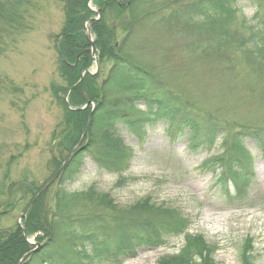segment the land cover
I'll return each mask as SVG.
<instances>
[{"label": "trees", "instance_id": "obj_1", "mask_svg": "<svg viewBox=\"0 0 264 264\" xmlns=\"http://www.w3.org/2000/svg\"><path fill=\"white\" fill-rule=\"evenodd\" d=\"M33 1L0 0V46L5 39L13 43L29 29L26 16H31ZM53 1L61 5L64 16L54 46L65 84L58 93L69 94L67 105L60 98L62 118L47 145L48 179L72 154L21 221L23 230L17 224L0 228V264H18L27 253L21 264H47L56 255L65 257L58 264H123L180 235L179 252L161 257L156 264H215L216 248L201 235L189 234L190 222L178 211L150 197L122 206L94 186L82 192H70L67 186L80 178L89 160L96 161L100 173L117 176V186L123 185L131 149L120 132L142 142L162 123L170 142L189 131L190 151H207L219 143L222 152L206 157L194 169L211 174L224 204H244L256 182L255 162L264 161V127L250 114L236 120L201 111L142 65L132 46L135 37L154 32L182 40L191 58L218 66L230 79L229 87L239 95L232 110L249 107L255 97L263 96L264 103V0H257L249 19L239 16V0H92V7L100 10L98 20L89 0ZM92 45L98 66L95 75L89 74L94 65ZM105 67L108 71L102 78ZM248 141L255 143L254 149L245 146ZM102 144L103 153L96 158ZM13 161L11 157L6 165L5 180ZM45 182L2 184L0 198L5 201L0 203V221L16 205L23 213ZM31 239L38 247L28 243ZM75 244L91 246L92 252L62 253ZM249 250L250 246L243 248L242 264H253Z\"/></svg>", "mask_w": 264, "mask_h": 264}, {"label": "rangeland", "instance_id": "obj_2", "mask_svg": "<svg viewBox=\"0 0 264 264\" xmlns=\"http://www.w3.org/2000/svg\"><path fill=\"white\" fill-rule=\"evenodd\" d=\"M256 2L239 0V16L251 18ZM30 11L31 16H26L29 29L13 43L5 39L0 46V80L3 83L0 86V186L13 180L39 186L48 179L46 164L50 154L47 145L62 118L60 98H64V102L66 98L58 93V88L65 84L57 70L54 50L56 36L64 22L62 7L53 0H35ZM186 44L154 32L135 37L132 48L142 65L150 67L170 89L201 111L236 120L250 114V118L264 127L263 96L250 100L249 107L232 110L239 95L235 88L229 87L230 79L218 66L191 58ZM94 69L95 65L90 72L94 73ZM107 71L108 67L103 68L102 78ZM52 88L56 97L52 95ZM120 136L131 149V159L123 174L125 183L117 186V176L97 172L96 161L89 160L78 181L67 186L68 191L82 192L94 186L100 192L109 193L122 206L150 197L156 204H164L190 221L188 233L201 235L216 248L215 264H242V250L248 246L252 248L248 252L251 262L264 264V161L257 159L255 162L256 182L248 200L242 205L231 206L219 199L211 174H199L194 169L206 157L222 152L219 143L207 151H190L189 131L184 130L177 142H170L162 123L150 130L141 143L126 132H120ZM245 146L254 149L255 143L248 141ZM103 148V144L99 146L96 158L101 157ZM11 157L14 161L10 165L9 179L5 180L6 165ZM4 201L5 198H0V203ZM21 209L16 205L4 215L0 228L16 224ZM30 242L34 243L32 239ZM74 246L62 253L92 252L91 246ZM182 246L183 235H180L123 264H156L163 256L177 254ZM63 260L64 255H56L48 264Z\"/></svg>", "mask_w": 264, "mask_h": 264}, {"label": "water", "instance_id": "obj_3", "mask_svg": "<svg viewBox=\"0 0 264 264\" xmlns=\"http://www.w3.org/2000/svg\"><path fill=\"white\" fill-rule=\"evenodd\" d=\"M92 0H89L88 2V5H90ZM98 16L100 15V11H96L95 12ZM91 56L94 57V47L92 46L91 48ZM81 143V141H80ZM79 143V144H80ZM78 144V145H79ZM75 150V149H74ZM69 160V157L67 158V160L62 164V166L59 168V170L45 183V185L42 187V189L40 190V192L37 194V196L34 198V200L30 203V205L28 206V208L25 210V212L23 214H21L18 218V221L17 223L20 224L21 220L26 216V214L28 213L29 209L31 208V206L33 205L34 201L46 190L48 189L52 183L55 181V179L57 178L59 172L62 170V168L66 165V163L68 162ZM23 230V229H22ZM29 254H26L25 256L22 257V259L18 262V264H21V262L23 260L26 259V257L28 256Z\"/></svg>", "mask_w": 264, "mask_h": 264}]
</instances>
